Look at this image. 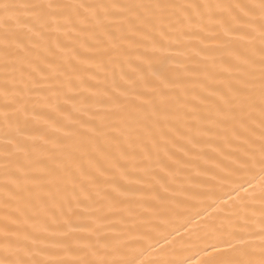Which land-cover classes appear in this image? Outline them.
<instances>
[{"label":"snow or ice","instance_id":"6c2138e0","mask_svg":"<svg viewBox=\"0 0 264 264\" xmlns=\"http://www.w3.org/2000/svg\"><path fill=\"white\" fill-rule=\"evenodd\" d=\"M204 173L201 264H264V0H0V264H138Z\"/></svg>","mask_w":264,"mask_h":264},{"label":"bare ground","instance_id":"6f19581e","mask_svg":"<svg viewBox=\"0 0 264 264\" xmlns=\"http://www.w3.org/2000/svg\"><path fill=\"white\" fill-rule=\"evenodd\" d=\"M224 175L218 173L213 178L212 173H204L196 182L186 183L169 201L156 202L148 208L133 206L128 224L120 227L124 230L130 255L138 264H150L161 257L182 264H201L207 259L201 251L205 246L202 229L205 217L196 213L205 209L207 213H214L215 208L223 206L227 194L235 186L233 181L238 180V177L222 179ZM146 235L147 240L144 239Z\"/></svg>","mask_w":264,"mask_h":264}]
</instances>
